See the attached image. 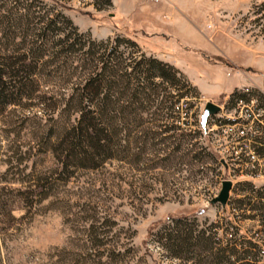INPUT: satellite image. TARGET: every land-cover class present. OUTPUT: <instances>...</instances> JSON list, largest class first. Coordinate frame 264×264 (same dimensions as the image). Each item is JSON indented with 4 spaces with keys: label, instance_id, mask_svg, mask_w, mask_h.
Here are the masks:
<instances>
[{
    "label": "rangeland",
    "instance_id": "374dc122",
    "mask_svg": "<svg viewBox=\"0 0 264 264\" xmlns=\"http://www.w3.org/2000/svg\"><path fill=\"white\" fill-rule=\"evenodd\" d=\"M57 13L95 42L132 39L135 49L119 51L169 65L176 82L155 80L133 106L130 93L113 94L109 124L94 107L81 117L74 107L89 70L75 69L77 55L69 64L48 45L31 61L19 43L25 28L1 18ZM0 20V264H203L171 259L157 242L182 217L196 231L218 226L223 245L229 226L262 250L248 264H264L263 224L236 204L238 183L264 186L251 147L264 128L225 108L233 91L264 97V0H0ZM205 103L220 112L204 115ZM87 118L84 138L72 126ZM224 180L228 201L211 206Z\"/></svg>",
    "mask_w": 264,
    "mask_h": 264
},
{
    "label": "trees",
    "instance_id": "16d2710c",
    "mask_svg": "<svg viewBox=\"0 0 264 264\" xmlns=\"http://www.w3.org/2000/svg\"><path fill=\"white\" fill-rule=\"evenodd\" d=\"M1 18H4V24L8 25L5 28H25L19 43L23 44L24 51L31 52V61L41 60L45 56L48 45L51 50L55 48L58 56L62 55V60L69 64L74 62V59L70 60V56L77 55L75 62H79V64L75 69L79 68L84 72L89 70L87 77L83 80L82 88L79 89L80 93L74 107V112H78L80 116L83 115V112L85 115L90 114V108L94 107V110H98L101 119L109 124L108 115L111 111L109 107L111 106L113 109L114 105L118 103V98H125L126 94L130 93L133 106L139 99L148 100L147 88L150 85L153 86L155 80H159L160 84L169 88L176 82L177 73L169 65L151 57L139 56L137 59H133L130 58L131 54L119 51L118 48L122 44L124 47L129 46L135 49L136 42L132 39L116 36L112 41L107 39L95 42L88 35L79 33L70 20L58 13L54 18L46 16L40 18L31 16L29 18L27 14H15V16ZM3 21L0 20V25H3ZM66 29L69 33L61 35ZM29 31H33V40L30 42V46H27L23 42L29 36ZM60 36L62 37L60 38ZM82 40L84 42H81ZM131 85L132 90L129 88ZM113 94H116L118 98L114 99ZM0 96H3L1 92ZM72 96L70 95V100H72ZM181 97L182 95L178 98ZM87 98H92L93 104L87 102ZM250 101H255L254 108L256 110H264V97L255 91H248V89L233 91L229 95L225 108L237 111L240 106L248 105ZM229 104L230 106H228ZM89 120L88 118L78 120L72 126L74 133L80 134L84 138L88 136L89 129H92V125L87 124ZM234 123L236 122L224 121V125ZM244 123L247 124L246 121ZM251 141L252 151L263 161V141L258 137L251 138ZM248 175L254 177L252 174ZM236 187L245 195L241 200H236L237 208L239 210L241 207L246 208L249 215L245 219H258L263 224L262 231L264 232V186L256 187L251 181H243ZM185 222V217L171 219L170 225L164 228L163 234L157 241L169 258L188 261L201 256L200 262L203 264H248L251 259L253 262L259 261L257 256L262 251L260 247L248 240L238 241L235 234L229 231L231 229L229 226L225 225L221 231L224 232V235L229 236L223 245L222 241L216 238L215 230L219 228L218 226L196 231L192 229V225ZM261 241L263 242V240Z\"/></svg>",
    "mask_w": 264,
    "mask_h": 264
},
{
    "label": "water",
    "instance_id": "95a60500",
    "mask_svg": "<svg viewBox=\"0 0 264 264\" xmlns=\"http://www.w3.org/2000/svg\"><path fill=\"white\" fill-rule=\"evenodd\" d=\"M220 112V108L217 105H214L212 103H205L203 107V113L206 116H214ZM232 183L228 180H224L220 183V189L219 192L215 197H213L209 204L211 206L213 205H219L220 207H224L228 201L229 192L231 190Z\"/></svg>",
    "mask_w": 264,
    "mask_h": 264
},
{
    "label": "built area",
    "instance_id": "2783aa9c",
    "mask_svg": "<svg viewBox=\"0 0 264 264\" xmlns=\"http://www.w3.org/2000/svg\"><path fill=\"white\" fill-rule=\"evenodd\" d=\"M153 2L154 3H157L158 2V0H153ZM254 104H255V101H250L249 103H248V105H245V106H240L241 108H239V110L240 109H243L245 112H248L249 111V113H248V117L251 115V117H253V118H255V116H256V118H258L257 120H260V121H257V122H259V125L261 126V127H263L264 128V123H262L261 122V120L263 119V115H264V110H256L255 108H254ZM239 121H237L236 122V124H238L239 125V123H238ZM248 121H246V123H247ZM240 127V126H239ZM239 133H240V135L241 136H243L244 134V132H243V130L242 129H240L239 131H238ZM263 142V144H264V139L262 140ZM251 158H253V154L251 155Z\"/></svg>",
    "mask_w": 264,
    "mask_h": 264
},
{
    "label": "crops",
    "instance_id": "0c3cea01",
    "mask_svg": "<svg viewBox=\"0 0 264 264\" xmlns=\"http://www.w3.org/2000/svg\"><path fill=\"white\" fill-rule=\"evenodd\" d=\"M251 70H254V69L251 68V67H246V68H245V71H246V72H252ZM254 71H255V70H254Z\"/></svg>",
    "mask_w": 264,
    "mask_h": 264
}]
</instances>
